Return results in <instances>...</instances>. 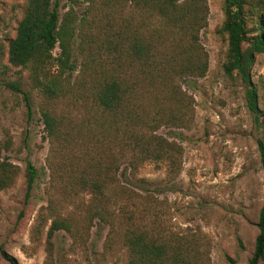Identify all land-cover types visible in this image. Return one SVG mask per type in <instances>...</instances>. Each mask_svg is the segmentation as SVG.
<instances>
[{
  "label": "trees",
  "instance_id": "16d2710c",
  "mask_svg": "<svg viewBox=\"0 0 264 264\" xmlns=\"http://www.w3.org/2000/svg\"><path fill=\"white\" fill-rule=\"evenodd\" d=\"M23 2L15 36L7 42V63L25 70L31 88L47 101H80L86 112L79 126L68 127L51 108L41 110L47 139L60 148L59 158L54 155L48 164V184L61 197L57 204L89 196L84 223L90 227L97 221L118 235L128 254L125 264H209L195 235L165 226L167 207L156 187L148 189L156 184L138 179L134 190L120 178L123 168L134 176L146 163L166 167L165 186L180 175L182 148L158 131L193 125V99L183 86L195 90L209 69L201 42L207 0H82L81 15L73 8L60 14L53 0ZM221 11L222 70L241 82L246 107L258 122L262 111L251 72L255 57L264 54V0H222ZM7 86L23 93L15 83ZM23 94L30 111V98ZM257 147L264 174V139ZM2 153L0 148V190H5L20 169ZM37 178V169L27 162V196ZM49 217L50 256L51 239L59 231L72 234L74 224L70 214ZM257 228L250 264L264 263V205Z\"/></svg>",
  "mask_w": 264,
  "mask_h": 264
},
{
  "label": "rangeland",
  "instance_id": "374dc122",
  "mask_svg": "<svg viewBox=\"0 0 264 264\" xmlns=\"http://www.w3.org/2000/svg\"><path fill=\"white\" fill-rule=\"evenodd\" d=\"M53 1L60 14L73 8L81 15L85 9L82 0ZM221 2L207 0L208 26L201 33V42L209 55L208 72L195 82V90L183 86L193 99V125L189 130L163 127L158 131L181 146L180 175L172 186H165L166 167L146 163L134 176L123 168L120 178L134 190H138V179L156 184L148 189L156 187L167 207L165 226L177 234L195 235L208 252L209 264H250L258 214L264 205V174L257 147L258 140L264 139V54L255 57L251 72L262 111L256 122L246 107L243 85L227 78L222 70L226 47L218 34ZM23 5V0H0V148L20 169L14 185L0 190V264H9L4 255L19 264H125L128 254L120 237L108 234L97 221L90 227L84 223L82 208L89 196L74 198L62 207L57 204L60 195L48 184V164L54 155L59 158L60 148L49 143L41 110L51 108L64 117L68 127L79 126L86 112L80 101H47L31 88L25 70L7 63V42L15 36ZM8 83L28 94L30 111L24 94L9 88ZM27 162L38 171L29 196L24 180ZM58 214L72 216L74 231L57 232L50 241L49 256V215Z\"/></svg>",
  "mask_w": 264,
  "mask_h": 264
}]
</instances>
